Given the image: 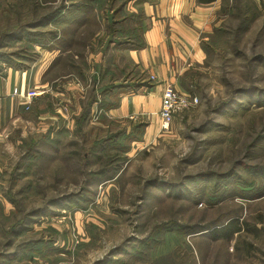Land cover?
I'll use <instances>...</instances> for the list:
<instances>
[{
	"label": "rangeland",
	"instance_id": "rangeland-1",
	"mask_svg": "<svg viewBox=\"0 0 264 264\" xmlns=\"http://www.w3.org/2000/svg\"><path fill=\"white\" fill-rule=\"evenodd\" d=\"M60 1L0 0V69L25 67L53 35H59L62 60L48 75L69 71L65 58L71 51L78 54V63L86 57L85 80L92 83L91 62L99 61L104 51L103 35L112 12L105 0L102 7L95 0H78L86 3L80 15L84 19L74 18L68 29L57 22L29 25ZM227 3L234 10L216 15V25L201 37L206 48L203 62L190 66L180 80L178 90L196 95L198 102L175 114L168 129H161L159 121L157 131L146 126L135 137L109 140L106 133L124 127L128 132L131 123L98 120L103 126L90 122L81 133L44 135L36 147L40 151L29 153L33 122L20 129L17 124L7 127L9 135L0 140V207L10 212L5 226L22 215L27 224L13 238L17 248L5 250L0 243V253H16L5 256V264H152L161 255H169L163 264H264V194L240 195L244 192L238 186L243 185L233 177L216 202L189 196V190L199 186L210 196L222 191L214 190L207 179L189 182L190 176L226 171L239 159L264 164V104L245 103L246 96L240 94L242 89H264V0ZM126 7L136 8L133 0ZM244 16L249 19L242 28ZM16 26L23 28L6 37ZM33 29L37 43L28 40ZM74 75L55 83L77 79L83 85ZM60 90L63 99H71V89ZM230 97L236 100L215 110ZM237 170L254 186L261 180L241 165ZM20 171L24 175L11 182ZM180 183L185 189L174 195L170 184ZM44 202L45 211L25 215ZM232 218L241 230L228 241L213 240L205 230H189ZM39 239L49 242L43 253L24 257V247L29 242L36 246Z\"/></svg>",
	"mask_w": 264,
	"mask_h": 264
},
{
	"label": "crops",
	"instance_id": "crops-1",
	"mask_svg": "<svg viewBox=\"0 0 264 264\" xmlns=\"http://www.w3.org/2000/svg\"><path fill=\"white\" fill-rule=\"evenodd\" d=\"M218 8L219 0L209 4H198L195 0L145 2L143 4L145 19L141 31L143 46L124 49L123 62L136 68L148 79L153 75L154 79L150 80V87L120 93L118 104L105 110V117L113 122L143 121L151 131L159 130L158 110L164 86L170 82L177 89H181L180 80L189 67L203 62L201 37L216 25L215 16L220 15L216 14ZM103 36L104 40L101 37L98 40H103L105 49L108 43L110 45L112 43L107 32H104ZM58 37L59 35L45 43L46 46L41 47L34 59L25 67L10 65L0 69V140H3L2 135H9L7 127L11 124H17L20 129L21 124L29 121L35 126L32 134L35 140L44 135H54V132H57L55 135L69 134L76 129V118L81 112L82 101L89 85L83 81H80L83 84L80 85L77 79L64 80L56 84L61 77L71 76L68 71H55L48 75L62 60L60 57L62 53L58 50ZM107 54L102 52L99 61L96 59L91 62L92 66L96 63V69L93 66L92 71L90 70L93 77L102 73ZM74 57L76 58V55ZM67 62L66 57V67ZM34 87L43 90V93L34 97L26 109L24 94ZM60 88L71 89L70 100L68 98L66 101L61 97L64 92L62 93ZM15 90L16 93H13ZM96 111L94 104L87 125L91 122L95 123L96 127L103 126L98 121L99 118L97 119L98 114L95 115ZM93 116L96 118L91 121ZM35 135L38 138H35ZM0 201L3 204L2 199ZM8 212H3L0 207V217H8L10 213ZM5 259L7 260L6 257H0V264H5L3 261Z\"/></svg>",
	"mask_w": 264,
	"mask_h": 264
},
{
	"label": "trees",
	"instance_id": "trees-1",
	"mask_svg": "<svg viewBox=\"0 0 264 264\" xmlns=\"http://www.w3.org/2000/svg\"><path fill=\"white\" fill-rule=\"evenodd\" d=\"M93 1V0H92ZM104 0H95V5L102 7V2ZM132 0H105L104 4L112 12L111 20L108 22L106 26V32L111 38V43L107 44L106 48L104 49L103 53L107 52V57H105V63L103 66V71L99 76H94L92 78V83L90 82V85L87 89L86 96L84 100L82 101V109L79 113L78 117L76 118V129L74 132L77 131L81 133L82 127L87 125L88 120L91 115L92 106L96 105V114H98L97 119L99 118L100 121H107V118L104 115L105 110L110 109L118 104V98L119 94L126 91H136L139 88L143 87H150V79L146 78L144 74L139 73V71L134 68L133 66L128 65L127 63L123 62V50L124 49H135L140 48L143 46V39L141 37V31L144 25V11H143V4L145 2H152L153 0H133L134 5L136 6L135 10H125L127 8L126 6L128 3ZM198 4H209L216 0H195ZM220 6L218 8V14L225 13L228 11H232L231 6L227 5V0H219ZM56 4V3H55ZM86 3L83 1H70L69 3H65L63 0L57 3L54 6L48 7L44 13H41L39 15V18L36 16L33 21H30L29 25H31L33 28L36 26H40L42 24L57 22L60 26H65L66 29L69 28L70 22L75 18H78L79 21H83L84 16L80 15L82 13H85ZM238 11V14L241 13V8L239 6L235 9ZM36 14V12H35ZM249 16H244L241 19L242 28L245 26V24L248 22ZM143 21V22H142ZM23 27L16 26L14 27V30L11 31V33H7L5 36H12L16 32H20V30ZM241 28V29H242ZM37 30L33 29L31 33H29L28 40L32 43H37L38 38L35 37ZM53 34L56 33V31H52ZM57 35H55L56 37ZM54 38V35L53 37ZM51 38V39H52ZM67 38V37H65ZM50 40V39H49ZM63 40V39H62ZM61 40V42H62ZM69 41V39H66ZM70 43V42H69ZM201 47L203 51L205 52L206 48L202 43L201 40ZM69 55L67 57V65L69 68L70 74L74 73L75 75L79 76V79L83 81L86 84V74L84 73L86 67V60L85 57L79 59L80 63L76 60L75 62V55H78L76 52L72 53L69 51ZM81 55V54H80ZM78 57V56H76ZM94 68L96 69V63H93ZM85 80V81H84ZM244 90V91H243ZM241 95L246 96L245 103H251L252 105H263L264 104V89H256V91H252L249 89H242L240 92ZM235 97H230L228 101L221 102V104L217 105L215 107V110L219 108H224L227 105H231L235 101ZM132 127L131 130L127 132L126 127L123 129H118L114 132H108L105 135H111L110 137H107L109 140H114L120 136L118 135H124L126 137L132 138L135 137V135H140L144 132V128L146 127V123L143 121L133 123L130 122ZM44 137V136H43ZM42 137V138H43ZM47 137V135H46ZM125 137V138H126ZM40 138V139H42ZM39 139V140H40ZM21 140H24L23 138ZM31 147L29 149V153L31 151L39 152L40 150L37 147L38 140H35L33 138H30ZM128 147L125 145V150H127ZM28 152L26 153V156L28 155ZM33 154H30V156ZM241 165L244 169L253 172L257 174L258 177H261L260 182H258L257 186H254V183L246 182L242 176V173L237 170L238 166ZM100 170V168L98 169ZM16 171V170H15ZM17 172V171H16ZM198 174H204V175H193L189 177V182L197 181L201 179H207L209 181V185L212 186L214 190H222L220 193H217V191L210 196L206 192V187L199 186L197 190H189V196L193 200H206L207 202H216L218 198H221V196L224 194L223 190H225L227 187L226 185L230 182V180L233 177H236L237 181H239L243 187L238 188L241 189L240 191H243L244 193L240 192V195L249 196V195H255L259 196L264 194V164H250L247 161L243 159H239L237 162H233L230 168L226 171H208L205 173H198ZM24 174L22 171L16 173V175L11 176V182L14 177V182L17 178L22 177ZM112 178V177H111ZM108 177V179H111ZM162 182L158 183L160 185ZM13 184V183H12ZM12 184H9V187H11ZM246 184V185H245ZM170 189L172 190V193L174 195H178L182 192L183 189H185V184L180 183V185L170 184ZM216 195V196H215ZM7 198L10 201H13V197H10L7 194ZM41 209H44L45 211L46 204L43 203L42 207H36L32 208L29 211H27L26 214L31 215L35 213H39ZM7 218V217H6ZM5 217H0V230H1V245L3 249H9V248H17L15 245H13V238L15 235H18L17 232L20 231L21 227L25 226L24 221V215L17 218L16 222H11L7 226L4 225ZM27 224V223H26ZM180 226L182 224H179ZM179 226V227H180ZM181 228H183L181 226ZM189 229V227H187ZM190 232H201L204 231L208 237H210L213 240L222 239L224 241L230 240L234 234H237L241 229L238 224V221L235 219H229L224 222H220L218 224L213 225H200V226H194ZM208 230V231H206ZM203 232V233H204ZM202 234V233H201ZM43 243H46L45 245ZM157 243V242H155ZM154 243V244H155ZM41 244V245H39ZM49 242H46L44 239H39V243L34 246L35 244L28 243L26 247H24V250H28L26 253H23L24 257H32L35 252L43 253V249L45 246H48ZM18 246V245H17ZM143 246V245H141ZM8 254H5L4 252L0 253V257H8L11 256L9 254V251H7ZM22 253V251H20ZM144 252V251H143ZM20 253V254H21ZM139 253H142L140 251ZM16 253H13L14 255ZM25 254V255H24ZM138 254V253H137ZM169 255H161L157 258H154L151 263L152 264H163L165 259ZM139 258H142L141 255H138ZM168 263V262H167ZM165 263V264H167Z\"/></svg>",
	"mask_w": 264,
	"mask_h": 264
},
{
	"label": "built area",
	"instance_id": "built-area-1",
	"mask_svg": "<svg viewBox=\"0 0 264 264\" xmlns=\"http://www.w3.org/2000/svg\"><path fill=\"white\" fill-rule=\"evenodd\" d=\"M149 79L153 80L154 76L150 75ZM13 93H16V90L13 91ZM42 93L43 90L36 87L28 89L24 94L27 104L26 109L30 105L32 99ZM197 102L198 97L196 95H191L189 93L180 91L176 89V87L170 82L166 83L161 95V105L158 110L160 128L164 130L168 129L175 114L195 106ZM93 118L95 119L96 117L93 116ZM130 118H132V116ZM73 232L74 230L72 229V236H74L75 239L76 237Z\"/></svg>",
	"mask_w": 264,
	"mask_h": 264
}]
</instances>
